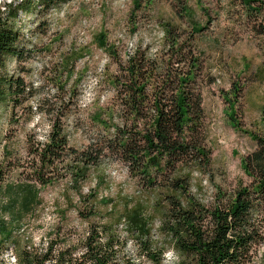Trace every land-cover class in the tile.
Returning a JSON list of instances; mask_svg holds the SVG:
<instances>
[{"label": "trees", "instance_id": "trees-1", "mask_svg": "<svg viewBox=\"0 0 264 264\" xmlns=\"http://www.w3.org/2000/svg\"><path fill=\"white\" fill-rule=\"evenodd\" d=\"M24 1L9 5L7 15L0 14V103L11 107L13 116L34 97V88L13 68L14 62L22 65L31 59L38 41L33 30L27 38L12 22L20 11L29 13ZM71 1L41 0L35 12L47 13V18ZM141 3L135 2L134 17ZM239 5L249 28L264 36V0H239ZM48 23L46 19L39 28ZM188 24L189 29L182 30L162 22L165 39L157 55L140 44L132 55L125 54L124 61L118 48L107 45L118 71L106 83L116 94L103 106L94 100L90 123L97 135L83 148L70 146L65 122L75 95L70 88L65 101L74 68L62 60L52 76H46L60 96L55 101L40 99L36 112L27 107L29 116L38 113L49 119L50 130L42 142L27 138V167L9 162L0 169V195L10 192L22 199L24 193L34 195L36 186L68 181L66 196H78V215L88 227L77 239L70 230L57 227L46 248L32 249L11 241L12 233L2 227L0 264H5L9 244L17 264H168L169 251L176 259L173 264H254L264 243V127L253 135L256 147L244 159L249 181L234 189L216 187L209 196L207 175L214 164L206 143L203 62L196 44L207 28ZM233 89L235 103L242 87L236 84ZM227 101L231 104L230 97ZM10 123L19 121L11 117ZM4 155L12 154L4 150ZM109 161L123 165L149 201L123 207L110 199L98 201V186L84 194L90 174ZM18 167L24 170L11 182L6 172Z\"/></svg>", "mask_w": 264, "mask_h": 264}, {"label": "rangeland", "instance_id": "rangeland-1", "mask_svg": "<svg viewBox=\"0 0 264 264\" xmlns=\"http://www.w3.org/2000/svg\"><path fill=\"white\" fill-rule=\"evenodd\" d=\"M26 1L28 21L23 24L18 20L12 22L21 31L30 25L38 41L31 59L22 65L14 62L13 68L16 75L23 76L34 88V97L29 104L17 108L14 116L11 107L0 103L1 170H5L9 162L27 167L31 160L27 150L29 136L37 142L45 140L51 126L49 119L38 113L29 116L27 106H33L36 112L40 99H58V87L45 79L61 66L62 60L74 68V76L64 96L68 101L69 89L73 87V103L65 117L70 146L83 148L97 135L90 123L96 109L94 100L103 106L111 103L116 94L106 83L108 76L118 71L107 45L118 48L124 61L131 44L150 47V53L157 55L165 39L162 22H171L182 30H188L191 22L207 28L196 37L203 62L201 90L206 113V143L212 151L214 164V170L207 175L206 192L210 196L216 187L234 189L249 181L244 171V159L256 147L253 135L264 127V36L249 28L242 17L239 0H140L142 9L136 17L131 14L138 0H127L124 5L116 4L117 0L82 1L74 5L66 17L56 18L53 29L49 23L45 29L39 28V24L47 19V13L37 14L35 0ZM15 2L17 0H0V8L4 4L13 6ZM84 21L86 25L83 26ZM133 25L137 26L135 32ZM82 31H85L84 35ZM104 66L105 72L97 84L95 78ZM236 84L242 91L233 103V86ZM229 97L231 104L227 101ZM11 117L19 123H10ZM4 150L12 155L5 156ZM23 170L12 168L6 172V178L14 182ZM97 186L100 188L98 201L110 199L121 207L132 206L140 199L149 201L130 178L128 170L115 161L105 162L90 174L84 194ZM67 189L69 182L65 181L52 187L36 186L34 195L24 193L22 199L13 197L10 192L0 195V228L12 233L11 241L29 249L46 248L60 226L65 231L70 230L77 239L86 232L88 223L79 218L78 210L82 204L78 196H66ZM9 246L4 263L17 264L14 246ZM262 255L264 243L254 264H264ZM166 260L173 264L176 259L170 255Z\"/></svg>", "mask_w": 264, "mask_h": 264}, {"label": "built area", "instance_id": "built-area-1", "mask_svg": "<svg viewBox=\"0 0 264 264\" xmlns=\"http://www.w3.org/2000/svg\"><path fill=\"white\" fill-rule=\"evenodd\" d=\"M24 0H17V2H15V5L17 4H20L22 3ZM40 1L41 0H35L36 4H40ZM82 1H89V0H73L67 4H65L63 7L59 8V9H56V10H53L48 16H47V20H49V23H50V28L53 29L54 26H55V19L56 18H64L66 17V15L69 13V11L71 10V8L82 2ZM127 0H117L116 4H120V5H124L125 2ZM128 2V1H127ZM10 5V4H9ZM7 4H4L1 8H0V14L2 16H5L7 15V12H8V6ZM39 8H41V6H39ZM27 17H28V13L24 12V11H20L19 14L17 15L16 19L15 20H18V22L20 24H23V23H26L28 20H27ZM86 25V21L83 22V26ZM30 26V25H29ZM29 26H25L24 28H22V26H20L22 28V32L24 34V36H26L27 38L30 36V33H31V30L32 28H29ZM20 28V29H21ZM85 34V31H82V35ZM136 46L131 44L130 47L127 49V54L128 55H132L134 53V50H135ZM105 72V66L103 68H101L99 70V73H98V76L95 78V81L96 83H100L101 82V79H102V76H103V73ZM121 229H125V226L124 224L121 225ZM172 255L174 256L173 252L169 251L167 254H166V258L168 259L169 256Z\"/></svg>", "mask_w": 264, "mask_h": 264}]
</instances>
